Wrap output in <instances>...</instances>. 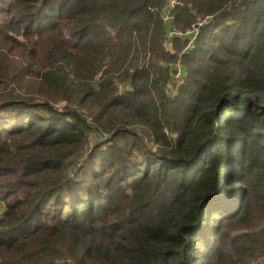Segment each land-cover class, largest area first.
Segmentation results:
<instances>
[{
    "label": "trees",
    "instance_id": "16d2710c",
    "mask_svg": "<svg viewBox=\"0 0 264 264\" xmlns=\"http://www.w3.org/2000/svg\"><path fill=\"white\" fill-rule=\"evenodd\" d=\"M169 1L0 0V264H264V0Z\"/></svg>",
    "mask_w": 264,
    "mask_h": 264
},
{
    "label": "rangeland",
    "instance_id": "374dc122",
    "mask_svg": "<svg viewBox=\"0 0 264 264\" xmlns=\"http://www.w3.org/2000/svg\"><path fill=\"white\" fill-rule=\"evenodd\" d=\"M171 4V3H170ZM168 37L170 38V35H168ZM184 73L182 71L181 68H177L176 73L171 75V82L169 84V87L167 88V93L169 95H174L176 94V90L178 88V86L182 83L183 79H184ZM62 104H60L61 106ZM92 143V142H91ZM92 145V144H91ZM0 213H1V209H0Z\"/></svg>",
    "mask_w": 264,
    "mask_h": 264
},
{
    "label": "built area",
    "instance_id": "2783aa9c",
    "mask_svg": "<svg viewBox=\"0 0 264 264\" xmlns=\"http://www.w3.org/2000/svg\"><path fill=\"white\" fill-rule=\"evenodd\" d=\"M170 3H171V4H170ZM175 3H176L175 0H170V1H169V4H170V6H169L170 8H169V9H171L172 6H173ZM203 22H204V21H203ZM203 22H199L198 24H196L195 26H193V28H192V30H193V32H192V33H193V37H192L191 41L193 40L196 31L202 26ZM187 34H190V32H187Z\"/></svg>",
    "mask_w": 264,
    "mask_h": 264
}]
</instances>
